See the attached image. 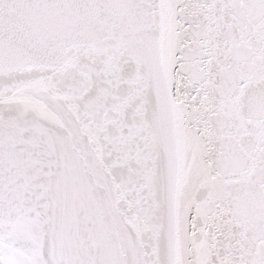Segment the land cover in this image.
Here are the masks:
<instances>
[{
    "label": "snow or ice",
    "instance_id": "snow-or-ice-1",
    "mask_svg": "<svg viewBox=\"0 0 264 264\" xmlns=\"http://www.w3.org/2000/svg\"><path fill=\"white\" fill-rule=\"evenodd\" d=\"M0 264H264V0H0Z\"/></svg>",
    "mask_w": 264,
    "mask_h": 264
}]
</instances>
